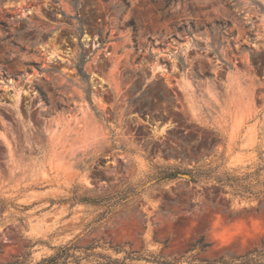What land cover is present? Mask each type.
Listing matches in <instances>:
<instances>
[{"label": "rangeland", "instance_id": "obj_1", "mask_svg": "<svg viewBox=\"0 0 264 264\" xmlns=\"http://www.w3.org/2000/svg\"><path fill=\"white\" fill-rule=\"evenodd\" d=\"M73 243L263 248L264 0H0V264Z\"/></svg>", "mask_w": 264, "mask_h": 264}, {"label": "trees", "instance_id": "obj_2", "mask_svg": "<svg viewBox=\"0 0 264 264\" xmlns=\"http://www.w3.org/2000/svg\"><path fill=\"white\" fill-rule=\"evenodd\" d=\"M170 178H175V174H170ZM97 246H89L82 250L76 246V243L68 244L63 247L57 248V252L43 259L41 262L36 264H82L83 260L92 257H98L105 262H99L98 264H116L117 260H111L109 257L101 256V254H95L94 251ZM90 252V253H89ZM77 253H83L85 257L77 255ZM8 264H27L25 261H17ZM162 264H172V263H162ZM207 264H264V246L261 250H254L248 254L233 258L231 260H221L219 262L207 263Z\"/></svg>", "mask_w": 264, "mask_h": 264}, {"label": "water", "instance_id": "obj_3", "mask_svg": "<svg viewBox=\"0 0 264 264\" xmlns=\"http://www.w3.org/2000/svg\"><path fill=\"white\" fill-rule=\"evenodd\" d=\"M183 176H184L185 178H188V179L190 178V176H188V175H183Z\"/></svg>", "mask_w": 264, "mask_h": 264}]
</instances>
